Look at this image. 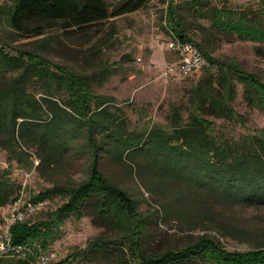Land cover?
Listing matches in <instances>:
<instances>
[{
  "label": "trees",
  "instance_id": "obj_1",
  "mask_svg": "<svg viewBox=\"0 0 264 264\" xmlns=\"http://www.w3.org/2000/svg\"><path fill=\"white\" fill-rule=\"evenodd\" d=\"M148 2L150 0H123L108 9L104 0H13L7 19L15 31H25L34 25L35 35H41L46 27L85 32L108 17L134 11ZM167 2V29L180 39L192 41L210 66L202 70L207 73L206 81L191 90V110L187 119L173 111L165 128L152 125L144 132L131 131L123 118L106 107L112 98L94 94L90 87L113 73L106 66H100L90 74H81L51 66L31 51H19L15 56L1 54L0 148L10 150L18 137L37 147L39 164L49 163L53 159V150L61 153L75 148L91 158L87 177L80 183L53 185L32 196L33 199H44L61 195L66 200L48 213V219L31 223L25 220L13 225V243L30 245L35 254L45 252L60 235L58 228L68 216L88 215L95 224L114 229L122 228L124 219L134 222V199L126 190L107 180L97 166V159L101 153L112 154L117 160L126 157L131 161L130 156L136 157V164L147 171L149 156L131 155L145 146L159 161L169 160L176 173L183 172L189 165V170L192 168L191 187L201 189L216 200L251 206L264 204V128L257 134L229 140L214 133V123L206 117L240 118L231 105L236 93L235 80L243 86L248 105L264 110V81L243 69L234 59L219 61L211 57L201 41H193L184 31L177 3ZM189 4L188 8L208 18L215 29L260 43L256 52L264 56V15L249 16L242 10L213 6L208 0H191ZM16 69L19 73L15 76L2 78L3 70ZM32 81L40 82L43 88V95L38 100L28 91ZM57 92L62 93L61 96H56ZM21 154L18 152L12 159H21ZM19 189L20 183L11 179L9 169L1 170L0 207L12 203ZM122 236H129L133 241L134 234L128 235L123 229ZM115 242V239L94 238L84 249L49 264H71L73 260L109 262ZM13 259L25 264L24 260ZM148 261L150 264H264V240L240 252L227 251L213 239L201 236L194 243L165 250Z\"/></svg>",
  "mask_w": 264,
  "mask_h": 264
},
{
  "label": "rangeland",
  "instance_id": "obj_2",
  "mask_svg": "<svg viewBox=\"0 0 264 264\" xmlns=\"http://www.w3.org/2000/svg\"><path fill=\"white\" fill-rule=\"evenodd\" d=\"M12 1L0 0V56L2 53L15 56L19 51H31L51 66L81 74L93 73L100 66L112 69L113 73L103 82H95L90 87L94 94L112 98L106 107L123 118L131 131L144 132L152 125L165 128L173 111L187 119L191 110V90L206 81L207 73L202 71L180 77L166 72V65L174 59V54L167 48L171 36L165 21L167 0H150L142 8L108 17L85 32L46 27L41 35L33 33L34 25L25 31H15L9 25L8 8ZM104 1L111 9L123 0ZM173 1L179 6L184 31L193 41H201L211 57L219 61L234 59L243 69L264 81V56L256 52L260 43L215 29L208 18L188 8L191 0ZM208 1L216 7L242 10L249 16L264 15V0ZM17 73L19 69L3 70L1 76L8 79ZM33 81L28 91L38 100L43 95V88L40 82ZM233 82L236 93L231 105L240 118L206 117L214 123V133L229 140H239L264 128V110L248 105L243 86L236 80ZM61 94L57 92L56 96ZM18 152L22 153L21 159H12ZM37 153L36 146L26 144L18 137L10 150L0 148V171L8 168L9 176L16 183H21L28 173L26 193L31 197L53 185L73 186L87 177L91 158L84 151L72 148L59 153L53 150V159L41 164ZM142 154L149 156L147 171L136 164V157L130 156L131 161L122 157V161L112 154L101 153L97 159V166L107 180L126 190L135 201L136 221L124 219L121 223L125 233L134 234L133 241L129 236H122L123 229L119 226L116 229L120 231L97 225L88 215L68 216L58 228V238L48 245L47 250L56 252V257L49 263L84 249L94 238L115 239L109 262L73 260L71 264H150L148 259L154 255L185 247L201 236L213 239L227 251L240 252L264 240V204L251 206L216 200L201 189L191 187L192 168L189 170V165L188 169L176 173L169 160L159 161L146 146L131 153L132 156ZM44 199L45 205L26 219L30 223L48 219V213L66 197L53 195ZM5 209L7 205L0 207V216ZM0 264L21 263L7 256L0 257Z\"/></svg>",
  "mask_w": 264,
  "mask_h": 264
},
{
  "label": "built area",
  "instance_id": "obj_3",
  "mask_svg": "<svg viewBox=\"0 0 264 264\" xmlns=\"http://www.w3.org/2000/svg\"><path fill=\"white\" fill-rule=\"evenodd\" d=\"M167 48L174 54L172 62L168 63L167 71L171 75L189 77L200 73L210 66L207 58L189 40L180 39L171 33ZM28 173L20 183L17 198L7 205L0 216V257H12L24 260L25 264H49L55 257L54 250L35 254L30 245L16 244L12 241V226L25 221L45 205V199H33L26 193Z\"/></svg>",
  "mask_w": 264,
  "mask_h": 264
}]
</instances>
